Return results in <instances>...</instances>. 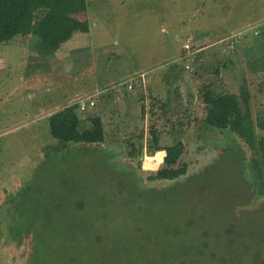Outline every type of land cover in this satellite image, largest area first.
<instances>
[{"label": "rangeland", "instance_id": "1", "mask_svg": "<svg viewBox=\"0 0 264 264\" xmlns=\"http://www.w3.org/2000/svg\"><path fill=\"white\" fill-rule=\"evenodd\" d=\"M87 3L85 12L68 9L69 18L87 19L90 28L81 49H62L70 52L65 65L55 58L59 45L34 36L43 43L40 50L29 35L0 43V264H26L36 234L43 242L41 261L49 242L39 228L33 233L36 226L49 211L60 212L59 206L65 210L58 218L67 223L63 218L72 212L66 206L73 203L83 204L80 221L99 227L93 232L101 239L80 237V248L69 241L55 264H147L149 256L163 263L183 256L184 264H230L243 256L237 264H264V162L235 134L205 124L201 99L207 85L237 92L246 81L253 121L264 112V37H240L233 48L227 39L264 18V0ZM37 52L44 56L35 68L31 58ZM141 72L143 84L113 89ZM91 87L99 96L78 113L104 117L105 142L63 146L51 137L46 117L73 92ZM108 93L112 103L103 98ZM126 93L138 105L126 106ZM152 125L163 145H185L180 162L187 172L178 180L149 181L159 165L148 168L147 154L128 157L129 140L148 138ZM255 132L257 141L264 140V131ZM175 184L184 186L182 195L163 202L149 194L144 203L131 194L143 186L161 191ZM23 233L18 243L14 237ZM168 236L189 248L179 257L167 253ZM200 241L208 244L197 255Z\"/></svg>", "mask_w": 264, "mask_h": 264}, {"label": "trees", "instance_id": "2", "mask_svg": "<svg viewBox=\"0 0 264 264\" xmlns=\"http://www.w3.org/2000/svg\"><path fill=\"white\" fill-rule=\"evenodd\" d=\"M87 5V0H0V43H7L16 36L30 35L57 48L58 45L60 46L70 40L74 34L86 33L89 31L90 26L87 19L81 20L77 17L69 18L67 13L68 9L77 13L85 12L87 11ZM260 37H264V34H261ZM139 75L132 76L131 78L138 77ZM110 94L111 93H108V96H106L107 98L103 97L108 103H112V94ZM250 98L251 93L246 81H242L239 84L237 92L216 91L215 88L212 89L210 85H207L201 94L205 109L203 121L210 127L221 131L227 130L241 138L250 149L260 152V158L264 162V140L260 138V140L257 141L255 132V127L264 131V112L257 114L255 121H253L250 110ZM94 99H97V97ZM77 110L78 104L73 103L46 117L51 137L56 139L63 146L78 143L103 144L105 142L104 117L100 113H95L90 117V127L83 128ZM160 134L161 131L152 125L149 128L148 138L145 139L142 134H139L135 137L138 139L137 144H135L133 140H129L128 146L130 151L128 157L135 159L136 156L138 157L144 154L151 156L159 150H164L165 154L161 164L156 170L150 171L147 180H178L185 176L187 172V165L180 162V158L185 150V145L180 140L170 145H163ZM257 145H259L258 149L256 148ZM138 166H140V163H138ZM183 187L184 186L178 187L175 184L167 189H161L160 191L143 186V190L131 191V194L133 196L138 195L143 197L144 203L147 202L146 198L149 194L156 196L160 202H163L162 199L166 196L175 197L182 195L181 192ZM187 191H190V187H187ZM185 194H187V192ZM64 206H66V204ZM57 209L60 210V212L55 214L53 211H49V218L39 223L40 225L36 226L33 232L36 233V230L39 228L40 231L46 233L47 237L45 240L49 242V251L45 250L43 259L39 261L38 255L43 242L41 239H38L36 234L35 237L31 238L32 245L26 264H34V261L35 264H55L60 260L58 258L59 253L64 250L65 247L69 246V241L73 240L72 242L75 244L78 242L80 248L82 247L80 237H83V239L87 241L89 238L101 239V234L98 230L97 233L93 232V230L99 227H95L93 222L84 223L82 220L80 221V211L82 209L84 210L83 204L73 203L71 206H66V210H71L72 212L71 216L63 218L65 221L68 220L67 223L58 218L60 214H63V209L65 210V207L62 209V213L60 206L57 207ZM187 209H189V207H187ZM198 217L202 221V217ZM176 222H179V220H176ZM62 228L67 230V232L65 231L62 233V239L58 236L50 237L52 232H57ZM220 231L221 230H219L220 234H217L218 237L215 240L220 241L222 237ZM226 231V233L230 235L233 230L228 227ZM19 232L20 229L16 234ZM93 233H96V235H93ZM168 234L169 233L166 235ZM24 236L27 235L23 233L21 236H16L14 238L20 243ZM66 238L72 239H68L63 243ZM59 239L62 240V243H60ZM166 239L169 241L168 247L166 248L167 253L175 251L174 255L179 257L181 255L179 254L180 251H186L187 248H189L185 240L176 238L174 240L169 236ZM206 244L208 243L200 241V244H198L196 248L197 255ZM145 254L149 255L148 251H146ZM221 254H227L228 256L232 255L223 251ZM242 257H238V259L235 258L234 263L230 264H237V261L242 259ZM150 258L151 256L147 257V264H184V260L182 259L183 256L173 260L170 259L171 261L168 260L167 263H163L162 261L156 262L159 259L155 260V258ZM209 259L212 261L211 258ZM251 259L253 258L251 257L249 260ZM219 261L224 262L226 260L220 257Z\"/></svg>", "mask_w": 264, "mask_h": 264}, {"label": "crops", "instance_id": "3", "mask_svg": "<svg viewBox=\"0 0 264 264\" xmlns=\"http://www.w3.org/2000/svg\"><path fill=\"white\" fill-rule=\"evenodd\" d=\"M88 34V32H86V33H76V34H74L73 36H72V38L70 39V40H68L67 42H65V43H63V44H61L60 45V47L57 49L58 50V53H55V58H57V62L59 61V62H62L64 65H65V61L67 60V57H68V54L70 53L69 51H67V52H62V49L63 48H65V49H71L72 51H76V50H79V49H81V46H82V44L84 43V41H83V36H85V35H87ZM253 38H255L254 36H252ZM29 38H30V40H33L32 42L34 43V45H35V47L38 49V50H40V47L42 46V44L43 43H41L40 41H36V39H32V38H34L33 36L31 37L30 35H29ZM258 39V41H260L261 39L258 37L257 38ZM260 39V40H259ZM76 40H78L79 41V43H80V45L78 46L77 44L75 45V46H77V47H75L74 45H73V43H74V41H76ZM256 41V40H255ZM37 42V43H36ZM78 43V44H79ZM56 50V51H57ZM71 51V52H72ZM57 54H58V56H57ZM42 56H44L43 54H40L39 52H37V54L36 55H34V58H31V62H33V64H34V67L36 68L37 66H39V64H40V58L42 57ZM57 56V57H56ZM63 68H66V67H63ZM259 72H261V71H259ZM141 73H143V72H141ZM132 77V76H131ZM124 80V79H123ZM123 80H121V81H123ZM143 82H141L142 84L145 82V78H143V80H142ZM120 82V81H119ZM92 88V90H90V89H88V90H76L75 92H73L70 96H68V98L66 99V100H64L65 101V103H63V107H65V106H68L69 104H73L75 101V103H77V100H79V99H81L82 97H87V96H91V95H94L96 92H98V91H96V89L94 88V87H91ZM95 89V90H94ZM31 90V89H30ZM157 94H159L158 92H157ZM99 96V95H98ZM98 96H97V98H98ZM125 97H126V100H125V102H126V106H132V105H138V103H139V101H134L135 99H133L132 97L130 98H128V94L126 93L125 94ZM62 107V106H61ZM62 107V108H63ZM77 112H79L78 110H77ZM78 115H79V118H80V121H81V125H82V127L83 128H88V127H90V117L91 116H93V115H85V117H81V115H80V113H78ZM157 152H162L163 153V156H164V154H165V152H164V150H159V151H157ZM156 152V153H157Z\"/></svg>", "mask_w": 264, "mask_h": 264}, {"label": "built area", "instance_id": "4", "mask_svg": "<svg viewBox=\"0 0 264 264\" xmlns=\"http://www.w3.org/2000/svg\"><path fill=\"white\" fill-rule=\"evenodd\" d=\"M261 34H264V18L259 21L258 23L238 31L235 35H233L231 38L228 39V47L233 48L237 45V43L240 41V37H245L246 35H252L254 37H260ZM191 37L187 38L186 42L184 43L183 47L184 49L189 48ZM186 68H188L187 64L185 65ZM145 74L141 73L138 77L130 78L125 81H121L113 86V89L119 90L121 88L126 90H131L133 88L134 84H137L138 82H143ZM95 97L93 95L82 97L81 99L77 100L78 108L80 110H84L88 107H91L95 103Z\"/></svg>", "mask_w": 264, "mask_h": 264}, {"label": "bare ground", "instance_id": "5", "mask_svg": "<svg viewBox=\"0 0 264 264\" xmlns=\"http://www.w3.org/2000/svg\"><path fill=\"white\" fill-rule=\"evenodd\" d=\"M162 156H163L162 152H157L154 155L149 156L146 159V166L148 168H152L155 165H160L162 162Z\"/></svg>", "mask_w": 264, "mask_h": 264}, {"label": "clouds", "instance_id": "6", "mask_svg": "<svg viewBox=\"0 0 264 264\" xmlns=\"http://www.w3.org/2000/svg\"><path fill=\"white\" fill-rule=\"evenodd\" d=\"M121 82V81H120ZM79 109V108H78Z\"/></svg>", "mask_w": 264, "mask_h": 264}]
</instances>
